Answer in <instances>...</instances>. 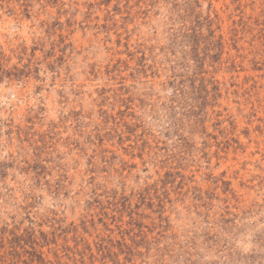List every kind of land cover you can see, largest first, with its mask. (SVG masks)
Here are the masks:
<instances>
[{
	"label": "rangeland",
	"instance_id": "1",
	"mask_svg": "<svg viewBox=\"0 0 264 264\" xmlns=\"http://www.w3.org/2000/svg\"><path fill=\"white\" fill-rule=\"evenodd\" d=\"M0 264H264V0H0Z\"/></svg>",
	"mask_w": 264,
	"mask_h": 264
},
{
	"label": "trees",
	"instance_id": "2",
	"mask_svg": "<svg viewBox=\"0 0 264 264\" xmlns=\"http://www.w3.org/2000/svg\"><path fill=\"white\" fill-rule=\"evenodd\" d=\"M200 32L198 33L199 35H202L203 34V25L202 24H200L199 25V29H198ZM214 31L213 30H211V35H213L214 36ZM195 34H197L196 32H195ZM197 34V35H198ZM210 42V41H209Z\"/></svg>",
	"mask_w": 264,
	"mask_h": 264
}]
</instances>
